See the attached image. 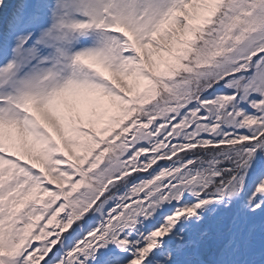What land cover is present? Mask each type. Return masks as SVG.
Returning <instances> with one entry per match:
<instances>
[{
	"label": "snow or ice",
	"instance_id": "6c2138e0",
	"mask_svg": "<svg viewBox=\"0 0 264 264\" xmlns=\"http://www.w3.org/2000/svg\"><path fill=\"white\" fill-rule=\"evenodd\" d=\"M0 264H264V0H0Z\"/></svg>",
	"mask_w": 264,
	"mask_h": 264
}]
</instances>
